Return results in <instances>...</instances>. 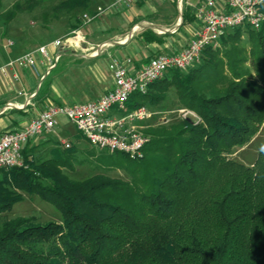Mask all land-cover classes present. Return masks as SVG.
<instances>
[{"label":"trees","instance_id":"obj_1","mask_svg":"<svg viewBox=\"0 0 264 264\" xmlns=\"http://www.w3.org/2000/svg\"><path fill=\"white\" fill-rule=\"evenodd\" d=\"M46 3L57 17L88 9L90 0H23L4 19ZM244 29L207 46L199 64L170 70L130 96L124 113L154 109L174 87L198 119L149 124L140 159L99 155L128 179H71L63 172L71 155L60 150L44 161L23 155V167L0 169V214L27 192L62 218L0 220V264H264V151L251 165L229 157L264 124V23Z\"/></svg>","mask_w":264,"mask_h":264},{"label":"crops","instance_id":"obj_2","mask_svg":"<svg viewBox=\"0 0 264 264\" xmlns=\"http://www.w3.org/2000/svg\"><path fill=\"white\" fill-rule=\"evenodd\" d=\"M205 1L133 0L130 7L120 6L84 26L80 31L83 38L79 46L49 47L46 57L36 55L40 64L38 74L30 69L20 70L19 83L0 72V133L26 125L49 103L72 105L99 99L113 88L108 68L111 57L123 62L130 59L131 66L137 68L155 55L182 50L201 30L195 12ZM212 1L216 11H226V0ZM24 53L11 50L7 58L0 55V66ZM57 54L58 61L46 75L49 78H45L39 86V74L41 76L47 70ZM19 91L25 95H19ZM28 97L30 105L25 106ZM164 99V102L172 100L168 109L170 113L186 110L194 114L179 103L174 87L168 89ZM8 103L10 107H7ZM69 123L64 116H60L51 133L27 142L23 154L35 161H44L56 155L59 143L66 142V139L60 138V131Z\"/></svg>","mask_w":264,"mask_h":264},{"label":"built area","instance_id":"obj_3","mask_svg":"<svg viewBox=\"0 0 264 264\" xmlns=\"http://www.w3.org/2000/svg\"><path fill=\"white\" fill-rule=\"evenodd\" d=\"M132 2L133 0H111L105 7H98L94 15L87 20L90 21L120 6L129 7ZM226 4V11H216L212 0L199 5L195 15L201 30L195 39L176 53L155 55L137 68L131 66L130 59L123 62L111 57L108 68L113 78V88L99 99L72 105H47L21 128L0 133V169L23 167L24 146L32 138L51 133L60 116L72 123L91 146L110 153L119 152L131 159L142 158L143 149L149 142V136L144 130L156 112L148 106H141L124 113L130 96L134 93L144 94L150 84L163 78L170 70L186 71L199 64L203 50L207 46L218 45L221 37L228 32L244 27L259 29L264 23V11L261 10L264 0H226ZM80 39V33L75 31L73 37L54 40L48 45L39 46L7 61L0 66V72L8 75L12 81L21 83L20 70L28 68L38 72L36 54L46 57L48 47H77ZM12 45L13 42L7 41L6 47ZM58 59L57 54L41 78L48 74ZM18 94L25 95L23 91ZM27 105H30V97L26 100L25 106ZM10 106L8 103L7 107ZM180 113L183 116L193 114L186 110H181ZM63 144L66 148L69 147L67 143Z\"/></svg>","mask_w":264,"mask_h":264},{"label":"rangeland","instance_id":"obj_4","mask_svg":"<svg viewBox=\"0 0 264 264\" xmlns=\"http://www.w3.org/2000/svg\"><path fill=\"white\" fill-rule=\"evenodd\" d=\"M22 1L23 0H1L0 55H2L4 58H7L11 50H16L18 53H26L38 48L37 46L39 44L43 46L48 45L52 41L57 39L66 40L70 37H73L75 31L80 33V45L83 38L80 31L83 29V27L99 20L109 12H106L103 15L98 16L90 21H88L87 18L94 15L98 7H105L110 0H90L88 9L77 10L71 14H67L66 12L62 11L57 15V17H54L52 14V4H41L39 6H36L31 12L22 11L18 13L11 21L6 22L4 19V13L10 10L14 3ZM244 28H242L243 32H245ZM9 40L13 42V45L7 48L6 44ZM243 41L248 42L247 35L245 33L243 34ZM220 44L221 41L216 46H220ZM37 68L40 70V64L38 62ZM39 70L37 73H35L38 74ZM41 76L39 74V78L41 79L39 80V86L44 83L45 78H49L48 76H44L43 78H41ZM169 99L168 102L162 101L159 105L154 107V109L151 108L156 112V115L153 116L147 124H151V126H168L180 122L185 118H188L190 120L198 119V117L193 114H187L186 116H183L179 111H173L172 113H170L168 109L171 108L172 100ZM50 104L53 103H49L47 105ZM59 135L60 138L66 139L65 143L69 145V147L66 148L64 144L59 143V146L57 147V150L63 151L65 154H68L69 152L71 155L69 159L71 168L63 169V172L69 178L74 180H83L93 174L102 173L112 178L128 179L127 173L122 169L108 167L100 163L98 161L99 155L108 154L107 151L91 146L87 142V140L83 138L81 134H79L72 123H69L67 128L62 129ZM65 149H67L68 151H66ZM260 151H264V124L260 126L257 133L250 139L248 143H246L242 147L235 148L234 152L229 157L245 165H251ZM22 155H24L23 152ZM22 195V201L15 203L10 211H6L0 214L1 221L13 219L16 217L31 218L35 223L61 221V213L53 205L43 201L37 195L32 193L22 192Z\"/></svg>","mask_w":264,"mask_h":264}]
</instances>
